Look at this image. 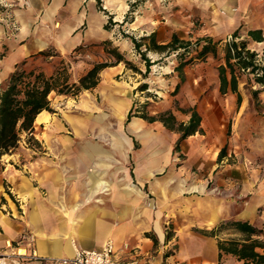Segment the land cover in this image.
I'll return each mask as SVG.
<instances>
[{"label": "crops", "instance_id": "obj_1", "mask_svg": "<svg viewBox=\"0 0 264 264\" xmlns=\"http://www.w3.org/2000/svg\"><path fill=\"white\" fill-rule=\"evenodd\" d=\"M98 1L0 0V81L9 80L19 65L23 64L24 67L29 66L34 70L43 66L44 59L45 63H51L56 58L67 59L79 48H85V52L92 54L95 51L104 53L103 43L106 41L119 46V51L122 50L121 40L115 37L112 29L120 26L132 0H100V4ZM100 6L107 11V15L101 11ZM107 17H112L116 23L110 31L105 29ZM10 21L16 29L11 27ZM134 21V28L141 30L142 35L156 33L159 44L170 43L174 35L181 41H189V37L180 35L178 31L165 38L163 33L166 27L153 25L151 21ZM248 32L246 38L240 36L237 40H248L249 48L259 55V50L253 46L262 45L263 54L264 41L251 40ZM218 35L215 31H200L197 36L221 41L223 55L219 67L225 64L224 48L231 38L217 40ZM146 45L147 43L144 46ZM49 48L57 56L45 57L40 54ZM128 48L126 54L120 52L132 59V42ZM219 48L217 59L220 58ZM111 59H106V62ZM139 69L143 72V69ZM40 71L54 74L53 69L48 67ZM128 72L123 63L103 70L98 86L81 93L82 112L100 116L104 114V109L108 110L111 119L121 120L126 117L127 121L134 106V93L140 86V83L132 84L127 80ZM217 78L220 94L234 96L237 102V95L230 90L226 94L221 93L219 73ZM51 106L53 108L52 100ZM247 110L239 109L242 117L233 138L228 135L221 122L206 124L202 118V132L183 141L181 149L183 146H190L192 141L195 143L194 162L199 168V174L195 176L190 190L193 194L192 200L185 202L178 210L181 214L178 213L177 219L171 218L168 221L163 218L166 214L164 210L154 211L141 207L137 187L116 183L108 186L106 191L109 190V195L101 199V204L89 206L72 220L59 217L60 206L75 205L80 195H88V199H91L102 193L106 185L104 187L101 177L107 170L110 177L120 176L118 174L121 170L117 164L119 158L134 160L130 151L134 149L136 142L115 136L117 132L114 133L115 137L109 139V143L103 137L110 130L106 116L95 125L88 122L76 123L73 119H68L75 131L89 132L96 128L101 133L97 139L48 137L43 143L49 153H44L46 158H27L30 155L25 152L11 154L7 158L4 156L0 166V256H8L9 261L14 264H54L52 259L72 257L78 247L82 250H98L107 241L113 240L117 256L125 264H245L230 254L220 257L218 246L219 240L242 239L241 234L228 230L213 237L203 231H211L223 221L248 222L264 229V160L254 162L257 164L256 171H259L250 175L247 172V162L253 160H242L245 146L249 144L243 137V131L247 132L249 129V123L245 121ZM199 114L202 117L200 112ZM134 118L133 121V118L127 121H132L131 130L134 133L144 132L143 122L147 121ZM189 118L190 114L188 120ZM50 121L52 130L58 132V125L52 122L51 114L47 111L38 115L35 129L38 123ZM212 142L216 143L217 151L208 154V149L213 146ZM225 145H228L227 151L230 148L229 157L240 156L237 165L224 164L226 156L218 160ZM160 148L158 152L153 150L146 155L139 165V176H153L160 166L163 167L168 156L163 154V144ZM34 154L37 155L35 152ZM233 161L236 160L233 158ZM16 162L21 165H16ZM130 174L134 177L133 169ZM185 181L187 185V180ZM20 200L28 203L29 210L25 215L19 210ZM59 225L71 227L70 231L67 228V234H59ZM28 229L36 235L33 247L22 241L18 242ZM258 239L264 241V233ZM18 250L22 255L27 254L28 258L18 257L15 254ZM33 251L38 259L30 258ZM258 251L262 253V250Z\"/></svg>", "mask_w": 264, "mask_h": 264}, {"label": "rangeland", "instance_id": "obj_2", "mask_svg": "<svg viewBox=\"0 0 264 264\" xmlns=\"http://www.w3.org/2000/svg\"><path fill=\"white\" fill-rule=\"evenodd\" d=\"M136 1L132 0L131 3ZM125 17L122 19L120 26L112 29L115 31V37L121 40L120 48L122 50L120 51L123 54H126L129 49L128 45L131 43V40L124 35L136 37V39L145 37V35H142L141 30L134 28L136 24L123 23ZM133 17V21L136 19H139L141 22L151 21L150 23L153 25L166 27L163 33L165 38H168L172 32L177 31L180 35L189 37V41L191 42H195L199 38L197 35L200 31L218 32L219 35L216 36L217 40L230 39L235 31L238 32L239 37L245 36L246 38L248 30L262 29L264 32V0H146L137 6ZM190 38L192 39L190 40ZM113 47H116L114 43ZM117 47L119 48V46ZM253 47L257 48L260 56H262V45H254ZM222 48L223 46L221 45L219 48L220 58L217 59L210 55L206 60H198L186 66L184 68V82H181L179 73L175 70L178 61L174 55L165 57L159 64H153L150 73L146 76L134 74V71L127 68L124 63L123 66L129 70L127 80L131 81L132 84L140 83V85H148V90L145 92L135 91L133 101L139 110L144 109L151 116H159L171 111L174 112L179 121L185 122L189 117L188 111L196 108L202 114V118L206 124L221 122L225 126V130L229 133V136L233 138L234 131L237 130L238 122L242 117L241 114L239 115V109H248L245 121L249 123V129L247 132L243 131V137L249 144L245 146L242 160H253L247 162L249 165L247 172L249 175L255 174L259 170L256 171L257 164L255 165L254 162L264 160V91H261L258 98H255L252 92L261 88L253 83L252 76L243 73L241 77L242 84L240 85L243 103L240 107H238L234 96L220 94L217 76L218 65L223 55ZM142 49L145 51L146 47L143 46ZM84 50L86 49L79 48L71 57L64 58L63 60L56 58L50 61L51 63H45L46 59H44L43 66L34 70H31L29 66L24 67L23 64L21 65V69L29 73L31 71L42 72L40 71L41 69L48 67L52 68L55 73L59 67H62L68 70L70 82L78 83L81 76L92 68L94 64L106 62V59L110 58L105 50L104 53H97L95 51L93 54ZM133 54L134 57L132 59L126 57L127 60L145 72V64L134 48ZM54 56H57V54L55 53ZM147 56L152 62L159 60L161 57L154 52H148ZM110 61L112 62L114 59ZM46 75L49 76L51 74ZM9 80L0 81V94L7 88ZM177 85H180L178 90L176 88ZM50 98L54 109V113H50L51 120L58 125L59 131L55 132L52 130L51 121L44 124L38 123L34 130V137L37 142L29 140L28 135L24 133L20 146L11 154L18 152H22L23 154L25 152L26 155H30L27 158L39 156L46 158L47 155L44 153H48V150H46L47 146L43 145V143L48 137H88L97 139L101 135L96 128L89 132L84 130L75 131L68 122L69 118L73 119L76 123L88 122L95 125L106 116L105 119L110 124V130L103 137L107 138V143H109L110 138L115 136L126 138L129 142H136L134 149L130 151L134 160L128 161L125 157L119 158L117 164L120 166L121 171L118 174L120 176L116 178L110 177V173L107 170L105 175L101 177L104 180V187L106 185L102 193L91 199H88V195H80L75 205H73L74 207L72 205L60 206L58 208L59 217L72 220L80 216L79 214L89 206L101 204V199L109 195V190L106 191V189L114 183L121 184V186L137 187L141 207L154 211L159 209L164 210L166 213L163 216L165 221L179 217L181 212L178 210L183 207L185 202H190L193 198L190 190L192 189L195 176L199 174V168L194 162L193 146H195V143L193 141L190 143V146H183L177 152L174 147L179 137L178 133L166 129L159 122L153 124L143 122L144 132L134 133L131 130V122L135 118L130 123H127L126 117H123L121 120L111 119L108 110L104 109H102L104 114L100 116L83 113V109H81V96L73 98L52 93ZM97 100L100 101L99 98ZM88 111L90 112L91 110ZM212 139H216L217 141L215 137ZM212 143L213 146L208 149V154L217 151L216 143ZM161 144L164 146L163 154L168 156V160L164 161L163 167L160 166L153 176H139L140 163L143 162L150 151L154 150V152H158L161 149ZM229 149L226 152V159L228 161L225 159L224 164L230 166L237 165L240 156L235 157L233 155V157H229ZM9 155H5L4 158H7ZM233 158L236 161H233ZM18 164L19 166L21 165V163L16 162V165ZM131 169L134 170V177L130 174ZM222 169L219 168V170ZM185 180H187V185ZM211 184L212 182L209 186ZM18 206L22 215H25L29 210L26 201L20 200ZM169 213L173 215H169ZM67 228L70 231L71 227L68 226ZM67 228L66 226L59 225V234H67ZM68 236L70 235L68 234ZM31 237L34 240L30 244V240L28 239ZM35 240L36 235L28 229L18 242L22 241L33 247ZM72 242L74 245L76 244L75 240ZM11 246L10 244L9 247ZM77 249L80 248L78 247ZM18 253L19 250L15 254L18 256ZM9 259L8 256H0V264H14Z\"/></svg>", "mask_w": 264, "mask_h": 264}, {"label": "trees", "instance_id": "obj_3", "mask_svg": "<svg viewBox=\"0 0 264 264\" xmlns=\"http://www.w3.org/2000/svg\"><path fill=\"white\" fill-rule=\"evenodd\" d=\"M146 0H137L130 4L125 21L123 23L133 22V13L137 6L144 3ZM100 4V0L98 1ZM102 12L107 15V11L100 6ZM116 25L112 17H109L105 29L110 31ZM129 38L134 45L136 52L140 55L145 64L146 71L142 72L136 65L131 63L119 51L118 47H113L112 42L106 41L103 43L106 53L114 61L96 63L88 72L82 76L78 83H71L68 75V70L59 67L57 71L47 76L43 72L31 71L26 73L21 69V65L16 67L15 72L11 75L7 88L0 94V166L5 155L15 151L21 141L22 135L26 133L29 140L36 139L34 137L35 123L38 115L43 111L50 113L54 112L51 106L50 95H65L73 98H78L82 92L95 89L100 82V75L103 70L109 67L124 63L127 68L146 76L151 71L153 64H159L165 57L174 55L178 61L175 70L179 73L181 82L185 80L184 68L195 61L206 60L208 56H218V48L221 41H215L211 37H203L196 39L195 42L181 41L177 35H174L171 42L168 44H159L156 39V33L136 39ZM249 38L255 42L264 41V32L261 29L250 30ZM239 38L236 31L230 40L227 41L225 51V64L218 67L220 91L226 94L228 90L237 95V105L241 106L243 97L239 91L240 79L243 73L252 76V81L259 85L261 89L252 92L255 98L261 91H264V50L262 56L256 51L249 48L248 40H237ZM146 45V50L142 48ZM77 50V49H76ZM148 52H154L161 57L159 60L152 62L147 56ZM42 56H54L52 48H49L40 53ZM177 90L180 85H177ZM148 90L147 84H141L137 91L145 92ZM190 114L189 120L179 122L173 112H167L159 116H151L146 111L139 110L136 105L130 110L127 121L132 118H141L149 123L161 122L167 129L179 133V139L175 145V151L179 152L183 141L189 137L202 132L201 124L202 117L196 108L188 111ZM229 135V133H228ZM228 145H225L218 155V160H222L226 156ZM234 230L243 236L242 239L219 240L218 246L220 257L223 254H230L237 257L245 264H264V241H260L258 237L264 233L263 228H257L248 222L241 221H223L211 231H203L204 234L218 237L221 233ZM258 250H262L260 253Z\"/></svg>", "mask_w": 264, "mask_h": 264}, {"label": "built area", "instance_id": "obj_4", "mask_svg": "<svg viewBox=\"0 0 264 264\" xmlns=\"http://www.w3.org/2000/svg\"><path fill=\"white\" fill-rule=\"evenodd\" d=\"M11 27L15 28V25L10 21ZM30 244L34 240L33 237L30 239ZM18 257L28 258L27 254L18 253ZM31 259H38L35 251L30 255ZM54 264H125L117 256L115 245L113 241H108L103 248L98 250H80L77 249L75 255L69 258L52 259Z\"/></svg>", "mask_w": 264, "mask_h": 264}, {"label": "bare ground", "instance_id": "obj_5", "mask_svg": "<svg viewBox=\"0 0 264 264\" xmlns=\"http://www.w3.org/2000/svg\"><path fill=\"white\" fill-rule=\"evenodd\" d=\"M19 253H20V250H19Z\"/></svg>", "mask_w": 264, "mask_h": 264}]
</instances>
